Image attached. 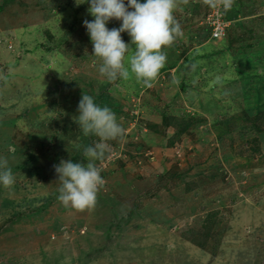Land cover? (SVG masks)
Returning a JSON list of instances; mask_svg holds the SVG:
<instances>
[{
	"label": "rangeland",
	"instance_id": "rangeland-1",
	"mask_svg": "<svg viewBox=\"0 0 264 264\" xmlns=\"http://www.w3.org/2000/svg\"><path fill=\"white\" fill-rule=\"evenodd\" d=\"M89 6L0 0V158L15 177L0 184V264H264V0H235L221 37L203 0H177L183 35L151 87L99 73ZM83 93L126 135L79 211L53 165L86 164L98 140L73 120Z\"/></svg>",
	"mask_w": 264,
	"mask_h": 264
},
{
	"label": "clouds",
	"instance_id": "clouds-1",
	"mask_svg": "<svg viewBox=\"0 0 264 264\" xmlns=\"http://www.w3.org/2000/svg\"><path fill=\"white\" fill-rule=\"evenodd\" d=\"M234 2L203 0L204 5L212 8L207 14L219 8L222 18L227 22L226 28L230 21L224 11L231 10ZM84 3H89L88 12L94 17L91 21L85 19L83 24L93 45V55L102 61L99 73L109 81L118 78L128 80L130 75H134L144 87H151L166 64L167 53L163 49L171 47L176 38L183 35L182 26L174 16L177 0H127V4L125 0H75L76 6ZM183 3L187 4L188 0H183ZM112 19L121 21L118 28L107 27ZM124 32L131 37V43L122 39L121 33ZM225 33L221 36H225ZM129 44L136 47L128 57L126 66L125 55L129 52ZM77 112L73 120L82 134L85 137L95 136L98 140L92 145L83 146L86 164L61 159L53 167L59 182L58 200L64 206L70 205L84 211L94 209L97 194L105 184L101 175L103 169L96 162L105 159L108 142L122 141L126 130L118 122L116 114L107 106H99L91 95L82 94ZM76 147L80 149L82 146L78 144ZM14 182L15 177L7 159L0 158V184L9 188Z\"/></svg>",
	"mask_w": 264,
	"mask_h": 264
},
{
	"label": "built area",
	"instance_id": "built-area-1",
	"mask_svg": "<svg viewBox=\"0 0 264 264\" xmlns=\"http://www.w3.org/2000/svg\"><path fill=\"white\" fill-rule=\"evenodd\" d=\"M206 20L212 25V33L214 36L220 37L225 33L227 22L222 18L219 8L213 9L206 16Z\"/></svg>",
	"mask_w": 264,
	"mask_h": 264
},
{
	"label": "trees",
	"instance_id": "trees-1",
	"mask_svg": "<svg viewBox=\"0 0 264 264\" xmlns=\"http://www.w3.org/2000/svg\"><path fill=\"white\" fill-rule=\"evenodd\" d=\"M60 27H62V26H60ZM49 33H50V31H49ZM51 34V33H50Z\"/></svg>",
	"mask_w": 264,
	"mask_h": 264
}]
</instances>
